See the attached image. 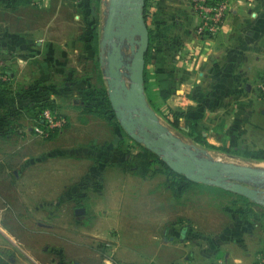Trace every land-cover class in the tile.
<instances>
[{
  "label": "crops",
  "instance_id": "1",
  "mask_svg": "<svg viewBox=\"0 0 264 264\" xmlns=\"http://www.w3.org/2000/svg\"><path fill=\"white\" fill-rule=\"evenodd\" d=\"M90 1L92 0H39L37 3L21 1L15 8H0V12L5 16L0 28L1 50H10L18 54L27 53L26 58L42 69L37 78L41 76L43 78H38L35 83L44 80L42 82L46 83L49 90L50 85L57 86L51 83L53 78L57 79L59 85L62 83L65 85V82L85 81L82 87L80 84L74 88L80 92L87 86L85 96L89 95V90L94 92V85L100 79L106 89L102 74L86 73L78 76L79 63L90 60L93 62V58L96 61L98 59L96 67L99 65L103 68L104 63L101 50L105 29H102L101 35L98 36L100 23L97 19V26L89 25L86 28L84 26V17H90L86 16L91 10ZM106 1L100 0L101 10H97L96 17L104 13L107 19L109 10L106 9ZM146 3V24L148 29H153L158 34V40L151 46L146 63L150 75L148 84L152 94L165 99L172 109L181 111L187 109L188 112L184 113L186 119H189L190 126L198 132L203 131L207 141H225L221 138L215 140L217 138L212 134L215 128L228 132L235 139L240 138L237 134L230 133L236 129L248 130L251 137L254 136L253 128L263 129L259 126L264 121V102L260 101L257 84L264 75V0H235L224 26L209 39H202L196 33L199 15L193 0H146ZM0 4L3 5L1 2ZM87 5L89 7L86 10ZM74 6H77L78 10ZM9 18L12 21L6 23ZM105 47L106 55L109 57L113 45L107 42ZM120 49L121 60L124 62L121 70L126 68L130 72L126 66L131 63L133 55L130 44L124 41ZM125 81L129 85V75ZM108 87L107 95L111 102ZM145 91L147 92L146 86ZM65 92V88L64 90L61 88L60 91H53L50 94L53 98L56 95L64 97ZM97 97L98 101H102V97ZM90 108L86 107L88 110ZM112 109L113 111H110L107 107L99 106L97 113L111 117L110 112L114 114L115 111L114 107ZM204 114L207 118L209 115H219L221 120L216 124L217 127H213L214 124L210 128L207 123V128L203 126L199 115ZM111 121L115 137L118 120L112 116ZM93 140L77 141L74 145L65 146L67 149L65 152H59V155L44 153L42 156L30 157L27 160L29 163L35 157L31 163L35 164V172L31 176L33 185L23 186L24 188L19 185L14 189L18 194L27 192L34 198L38 195V198L43 200L50 199L47 195L59 193L65 195L62 197L65 201L77 200L74 201L76 204L80 200H85V204H82L85 212L81 215L75 212L81 203L73 207L78 219L72 226L79 228V225H83V228L88 230V225L84 223L94 217L93 220H96L94 227L102 228L98 231L95 228L94 231L83 232L99 241L102 240L103 243L106 240L105 236L111 235L114 227H127L126 232L130 235L125 239L123 249L132 250L133 247L141 249L146 246L141 243L159 241L164 244L160 248L162 253L157 252L155 256L161 259L159 261L161 264H254L261 253L259 251L264 250V239L258 237L256 247L252 244L257 237L253 229L256 225L259 227V217L254 219L256 223H252L250 219L240 223L239 213L242 209L237 211L227 207V201L220 206L225 215L230 214L237 218L233 223H226L216 229L214 218L217 216L212 210L203 208L197 211L195 208L189 214L188 223L172 222L163 233H157L158 230H155L151 232V238H148V226H160L162 223L160 219L164 218L166 211L163 205L164 197L158 195L157 199V194H162L165 188L170 191V199L175 203L176 199H172L173 196H177L175 190L168 184L163 188H149L134 185L130 181L131 173L142 179L147 177L131 166L132 155L142 150L144 146L147 147L146 145L135 148L131 141H118L115 138L111 141ZM155 153L160 157L157 152ZM56 156H62L59 158L60 165L54 160ZM126 164L129 166H125ZM157 167L156 163L152 166L154 171ZM15 173L18 175L17 171ZM155 173L158 172L153 174ZM248 182L251 184H247ZM243 183L257 188L263 187L264 176H251L245 178ZM208 188H215L235 199L246 200L244 198L246 195L218 184ZM81 193L83 196L79 198L77 194ZM246 197L249 201L250 198ZM157 204L161 210L154 206L156 213L148 217V206ZM230 206L234 207L232 204ZM41 208L44 206L28 207L29 219H37L30 216ZM222 209L218 208L220 211ZM134 211H140L139 215L134 214ZM262 223L264 225V221ZM18 225L26 227L29 223L24 225L19 222ZM130 225H135L133 232H128ZM108 240L109 245L112 242ZM116 245L105 252L104 243L98 250L105 264H116L117 260L142 262L139 257H143L141 254L119 253L121 258L117 254L113 256L110 251L116 249Z\"/></svg>",
  "mask_w": 264,
  "mask_h": 264
},
{
  "label": "rangeland",
  "instance_id": "2",
  "mask_svg": "<svg viewBox=\"0 0 264 264\" xmlns=\"http://www.w3.org/2000/svg\"><path fill=\"white\" fill-rule=\"evenodd\" d=\"M109 1L110 0L106 1V9L108 10L110 9ZM29 2L31 3V1ZM89 6L91 10L89 13L87 12L86 16L90 17H84V26L85 28L89 25L95 27L97 26V20H99L100 32L98 31V36H100L101 30L104 29L103 26L106 22L104 13H102L100 17H96L97 10H101L100 0L90 1ZM89 6L87 5L85 9L87 10ZM0 8L4 9L7 7L0 4ZM74 8L78 10L77 6H74ZM4 18L5 16L0 12V28L2 27V21ZM9 21L12 20L9 18L6 23ZM81 25H83V22H81ZM1 49L2 48H0V86L5 88L6 93L3 96H0V110L1 107H4V109L6 107L10 108L12 124L15 126V129L8 132L6 135L3 133L4 128L1 127L0 129V252L5 257L7 264H105L102 256L98 253V250H100L104 243L106 249L105 252L108 251V248H113L114 245L118 244L116 245V249L110 251V253H113V256L116 254L118 257H120L119 255L121 254L143 255V257L139 256L141 257L140 260H142V262L117 260L118 262L161 264V262H159L161 259L155 256L157 252L162 253V249L160 248L161 245L164 244L161 242L149 241L147 243H141V245H146L141 249L136 247H133L132 250L127 248L123 249V246L126 243L125 239L129 238L130 234L126 232L127 227L119 226L112 229L111 235L105 236L106 240H104L105 242L103 243L102 240L99 241L90 234L83 232L88 230L94 231L95 228L98 231L99 228H102L94 227L96 222L95 219L93 220L94 217L84 223L88 225V230H85L83 225H79V228L72 226L78 219L77 215L82 214L76 215L73 211V207L76 204L74 201L77 200L70 201V199H68L65 201L62 198L65 195L62 193L47 195V197H50L49 200L51 201L47 199L43 200V198H38V195H34V198L33 195L27 194V192L18 194L14 189L15 186L18 187L19 185L22 187L33 185L31 176L34 175L35 164L32 165L31 163L36 156H42L44 153H55V155H59V152L67 149L65 146H70V144L74 145L77 141H88L90 139H94L93 141H111L115 138L118 141H131L135 148L145 144L143 141L130 135L122 125L121 121H119L116 111H114V114H111L110 112L109 115H111V117L98 114V107L101 103L103 104V101H98L99 98L95 95V92L92 90L88 91L90 95L89 102H86L84 96L87 86L80 92L75 91L74 88L80 84L82 87V85L85 84V81H81V83H79V81L75 83L65 82V85L63 83L59 85L56 82L57 79L53 78L51 83H54L57 86L49 84V90L46 83L42 82L44 80L35 83L37 82L35 80L38 78H43V76L37 78L42 69L41 67L35 66L26 58L27 53L18 54L17 52L13 53L10 50L2 51ZM94 53L95 56H97L96 51ZM106 54L107 51L105 47L102 57L104 62L103 68H100L99 65L96 67L98 59L96 61L95 58H93V62L90 60L79 63L78 67L80 70L78 71V76L86 73H92L93 75L102 74L107 90L111 75ZM1 59H3V61H1ZM120 72L123 79L129 75V71L126 68ZM59 88H62L63 90L65 88L66 92L63 94L64 97L56 95L53 98L50 92L60 91ZM146 94H148L147 99L149 100L150 105L155 109L161 121L176 135L188 142L191 147L196 150L198 156L264 169V157L249 154L255 153V155H257L264 152V121L259 126L263 129H252L254 132V134H252L254 136L252 137L248 130L236 129L230 133L233 135L237 134L240 138L235 139L233 136H230L228 132H222L215 128L212 130L213 136L217 138L215 140L221 138L222 140L225 139V141H207L206 134H204L203 131L198 132L190 126L189 119H186L187 117L184 113L185 111L188 112L187 109L182 111L183 115L179 118V123L175 126L164 114L168 108H171L166 100L154 96L151 90L146 92ZM25 96L28 100L23 101ZM32 97H35L36 99ZM47 97L53 99L54 105L56 106L55 109L47 108L57 110L55 112L63 118L64 125L60 128L54 129L50 135L44 136L35 131V126L39 125L37 122L38 119H36V112L40 113L42 108L39 104ZM260 101L264 102L261 98ZM111 106L113 107V105ZM86 107L91 108L88 110ZM112 107L109 108L110 111L113 110ZM19 108L22 110H19ZM47 108H44L43 110ZM112 116L116 121L118 120L115 126V137L112 128ZM199 117L202 125H205L206 128V123L210 128L214 124L215 126L213 127H217L216 124L220 123L221 120L219 115H209L207 118L204 114L201 116L199 115ZM204 120H206L205 124L203 122ZM225 136L226 138H224ZM65 141H67V145H65ZM151 150L154 152L153 149ZM32 156L35 157L32 159L31 163L27 162ZM56 157L57 158L54 160L59 162V158L62 156ZM15 171L18 172V175H16ZM130 175V181L134 185H142L149 188H163L164 185L166 186V184H168L166 183L167 176L162 172L148 175L145 179H142L140 176L133 173ZM239 180L242 181L241 179ZM250 182L253 183L252 181ZM251 183L248 182L247 184L250 185ZM213 185L214 184L212 183L194 181L191 184H188L187 188H183V186H185V181L181 180L177 189L178 191L183 189V192L178 196L172 197V199H176L175 203H172L173 200L171 201L170 199V191L163 188V193L157 194V199H159L160 195L164 197L163 205L164 209H166L164 218L161 217L160 220L162 223L160 226H148L149 231L147 237L151 238V232H155V230H158L157 233H163V231L166 230V227H170V223L172 222L177 223V221H179L182 224L188 223L189 214L192 209L195 208L197 211L203 208H208V210L211 209L212 213L217 216L214 218V222L217 224L216 229L221 228V226L226 223H233L237 218L235 216H230V214L225 215L226 213L220 206L224 201H227V207H232V209H236L237 211L242 209L239 213L240 220L238 219L240 223H244L249 219L253 223L254 219L257 216L259 217L258 221L260 225L259 227L258 225L254 226L255 228L253 229V232H255L254 234L257 235V237L252 241V244L256 247L258 237L259 239H264V225L262 223V221H264V203L253 199H250L249 202L246 196L244 197L246 200L232 198V196L224 194L215 188H208L213 187ZM259 188L264 189V185L263 187L259 186ZM77 195L81 198L83 193ZM221 198L224 199L221 200ZM154 202H156V200H154ZM40 203L43 205H40ZM80 203L81 206H83L82 204H85V200L77 202V204ZM230 204L234 205V207L230 206ZM30 206H44V208L35 211L36 214L30 216L32 218H37L35 220L29 219L27 208ZM154 206H157L161 210L158 204L148 206V217L150 214L156 213ZM218 208L222 210L220 211ZM134 212L136 215H139L140 213V211ZM39 219L43 221L38 222L37 220ZM19 222L24 223V225L25 223H29V226H19ZM41 222L47 224L43 225ZM256 222L257 221L254 223ZM137 224L139 225L140 223ZM185 225L187 226V224ZM134 226L135 225H130V227H128V232H133ZM214 226L215 224H213V227ZM213 229H215V227ZM107 240L112 243H109L108 245Z\"/></svg>",
  "mask_w": 264,
  "mask_h": 264
},
{
  "label": "water",
  "instance_id": "3",
  "mask_svg": "<svg viewBox=\"0 0 264 264\" xmlns=\"http://www.w3.org/2000/svg\"><path fill=\"white\" fill-rule=\"evenodd\" d=\"M145 2L146 0H110L104 26L101 57L106 43H112L113 51L107 56L111 75L109 93L122 125L133 137L143 141L174 170L189 179L218 184L264 203V190L243 183L245 178L264 176V169L198 156L188 142L161 121L150 105L145 91L144 73L150 43L145 21ZM124 41L130 44L133 52L131 63L126 64L130 70L129 85L120 72L124 64L120 48ZM84 212L83 206L76 208L77 214Z\"/></svg>",
  "mask_w": 264,
  "mask_h": 264
},
{
  "label": "trees",
  "instance_id": "4",
  "mask_svg": "<svg viewBox=\"0 0 264 264\" xmlns=\"http://www.w3.org/2000/svg\"><path fill=\"white\" fill-rule=\"evenodd\" d=\"M21 1L29 2V0H0V2L7 8H14L16 7V4ZM146 5L147 3L145 2V11H146ZM157 37H158V34H156L153 29H149L150 43H149L148 51L146 53V63L150 55L151 46L153 45L155 41L158 40ZM144 73H145V86H146L147 92H149L150 86L148 84V77L150 75H149L146 65H145ZM98 81L99 82L94 85V92L96 96L102 97L103 104L101 103L100 106L111 108L112 106H111V102L107 95V90L105 89L102 80L100 79ZM5 93H6L5 88L3 86H0V96H3ZM88 97L89 95L85 96L86 101L89 100ZM32 98L36 99L35 97H32ZM25 100H28L26 96L24 97L23 101ZM39 105L42 109L40 113L36 112L37 114L36 119H38L37 122L39 125H44V118L41 112H43L44 108L49 107V108L55 109L56 106L54 105L53 99L49 97L45 98L42 102H40ZM21 108H19V110H22ZM9 109H10L9 107H6L5 109L4 107H1V110H0V129L1 127L4 128L3 133L5 135L8 132H11L15 129V126L12 124L11 113ZM164 114L169 118L171 123L175 126L179 123V118L183 115L180 109H172V108H168L167 111L164 112ZM249 154H253L254 156H258V157H264V152L261 154L259 153L257 155H255V153H249ZM154 163L158 164V167L155 168V171L152 168ZM125 166L128 167L129 165L126 164ZM131 166L133 167V169L141 173L143 176L151 175L154 172H162L166 174L168 186L175 190V194L177 196L183 192V189L179 191L177 189V186L180 185L181 180L185 181V186H183V188H187L188 184H191L192 182H194L192 179H189L184 174L179 173L176 170H174L165 160L157 156L155 152H153L150 148L145 147V146L142 148V150L132 155V165ZM0 264H7L5 257L2 255L1 252H0Z\"/></svg>",
  "mask_w": 264,
  "mask_h": 264
},
{
  "label": "built area",
  "instance_id": "5",
  "mask_svg": "<svg viewBox=\"0 0 264 264\" xmlns=\"http://www.w3.org/2000/svg\"><path fill=\"white\" fill-rule=\"evenodd\" d=\"M37 3L39 0H29ZM235 0H193L194 7L199 15V21L195 27L196 33L202 39H209L216 35L224 26L229 10ZM259 96L264 100V75L257 84ZM53 109L43 110L44 125H36V133L44 136L50 135L54 129L64 125V120ZM116 264H137L117 262ZM152 264V263H147ZM254 264H264V252L258 254Z\"/></svg>",
  "mask_w": 264,
  "mask_h": 264
},
{
  "label": "flooded vegetation",
  "instance_id": "6",
  "mask_svg": "<svg viewBox=\"0 0 264 264\" xmlns=\"http://www.w3.org/2000/svg\"><path fill=\"white\" fill-rule=\"evenodd\" d=\"M78 207H80V206H78ZM75 212H76V210H75ZM77 214V213H76Z\"/></svg>",
  "mask_w": 264,
  "mask_h": 264
}]
</instances>
